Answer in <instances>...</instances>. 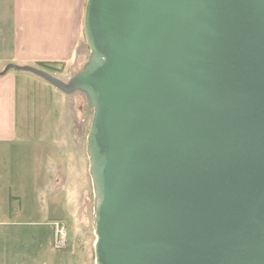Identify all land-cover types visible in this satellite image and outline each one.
<instances>
[{
    "label": "water",
    "instance_id": "95a60500",
    "mask_svg": "<svg viewBox=\"0 0 264 264\" xmlns=\"http://www.w3.org/2000/svg\"><path fill=\"white\" fill-rule=\"evenodd\" d=\"M96 264H264V0H87Z\"/></svg>",
    "mask_w": 264,
    "mask_h": 264
},
{
    "label": "crops",
    "instance_id": "0c3cea01",
    "mask_svg": "<svg viewBox=\"0 0 264 264\" xmlns=\"http://www.w3.org/2000/svg\"><path fill=\"white\" fill-rule=\"evenodd\" d=\"M85 5L86 0H0V69L16 64L45 70L42 63L75 59L69 79L81 71L90 55L88 45L85 57L78 52ZM53 88L31 73L0 75V264H68L67 251L52 246V223L66 214L60 203L51 204L54 197L44 196L51 151L39 136L46 127L30 125L52 112V90L56 99L60 94Z\"/></svg>",
    "mask_w": 264,
    "mask_h": 264
},
{
    "label": "rangeland",
    "instance_id": "374dc122",
    "mask_svg": "<svg viewBox=\"0 0 264 264\" xmlns=\"http://www.w3.org/2000/svg\"><path fill=\"white\" fill-rule=\"evenodd\" d=\"M87 45L84 34L78 47V52L81 51L84 57L88 51ZM75 64L74 59L70 64L41 67L55 78L67 82L77 67ZM6 66L0 69V74ZM52 91V112L41 113L43 119L30 121L32 126L38 124L46 127L45 135L39 137L45 138L51 151L47 156L48 178H45L44 196L48 193L54 197L51 198L54 207L58 208L60 203L65 209L66 215L55 220L52 227L55 223H62L68 231L67 244L62 249L67 251L68 264H96L94 243L97 200L87 149L93 110L80 92L68 96L60 91L56 99Z\"/></svg>",
    "mask_w": 264,
    "mask_h": 264
},
{
    "label": "built area",
    "instance_id": "2783aa9c",
    "mask_svg": "<svg viewBox=\"0 0 264 264\" xmlns=\"http://www.w3.org/2000/svg\"><path fill=\"white\" fill-rule=\"evenodd\" d=\"M68 240V231L64 224L55 223L52 232V246L56 250H62Z\"/></svg>",
    "mask_w": 264,
    "mask_h": 264
},
{
    "label": "trees",
    "instance_id": "16d2710c",
    "mask_svg": "<svg viewBox=\"0 0 264 264\" xmlns=\"http://www.w3.org/2000/svg\"><path fill=\"white\" fill-rule=\"evenodd\" d=\"M44 65H46V64H44V63L41 64V66H44Z\"/></svg>",
    "mask_w": 264,
    "mask_h": 264
}]
</instances>
